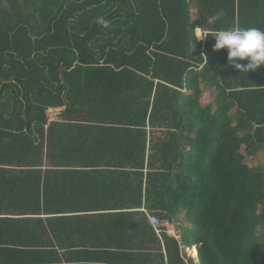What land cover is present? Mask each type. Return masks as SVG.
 <instances>
[{
    "label": "trees",
    "instance_id": "trees-1",
    "mask_svg": "<svg viewBox=\"0 0 264 264\" xmlns=\"http://www.w3.org/2000/svg\"><path fill=\"white\" fill-rule=\"evenodd\" d=\"M229 27L264 0H0V264H264V65L196 33Z\"/></svg>",
    "mask_w": 264,
    "mask_h": 264
},
{
    "label": "clouds",
    "instance_id": "clouds-1",
    "mask_svg": "<svg viewBox=\"0 0 264 264\" xmlns=\"http://www.w3.org/2000/svg\"><path fill=\"white\" fill-rule=\"evenodd\" d=\"M225 15L223 10L217 11L208 17V23L214 25ZM98 23L104 27L108 26V21L99 18ZM199 39H207L211 36L214 43V50L226 49L227 61L229 65L239 73L248 74L264 65V30L250 27H229L215 31L197 30ZM246 63H241L242 61Z\"/></svg>",
    "mask_w": 264,
    "mask_h": 264
},
{
    "label": "rangeland",
    "instance_id": "rangeland-1",
    "mask_svg": "<svg viewBox=\"0 0 264 264\" xmlns=\"http://www.w3.org/2000/svg\"><path fill=\"white\" fill-rule=\"evenodd\" d=\"M196 33H197V31H196ZM199 37V36H198ZM200 38V37H199ZM204 90H205V92H208V91H210L209 89H207V88H204ZM213 94H211L212 96H214V94H215V92H212ZM205 97H207V99H211V97L210 96H208V94H207V96L205 95ZM242 153H243V155H244V159H245V163L249 166V167H255V166H257L258 164H264V151H262V152H260L259 154H257V155H254V156H250V155H248L247 153H246V151H245V148L243 147L242 148ZM167 221H163V224H164V226L167 228V230H168V227H167ZM175 225H173V229H174V233H175V235H177V232H176V230H175ZM259 230H261V228L259 229ZM187 253L189 254V255H192L193 256V252H192V250H190V249H187Z\"/></svg>",
    "mask_w": 264,
    "mask_h": 264
},
{
    "label": "built area",
    "instance_id": "built-area-1",
    "mask_svg": "<svg viewBox=\"0 0 264 264\" xmlns=\"http://www.w3.org/2000/svg\"><path fill=\"white\" fill-rule=\"evenodd\" d=\"M62 110V107H49L46 111V114L49 118L50 122L56 121L58 119V116ZM167 227H168V233L170 235H175V231L173 229V224L167 221Z\"/></svg>",
    "mask_w": 264,
    "mask_h": 264
},
{
    "label": "crops",
    "instance_id": "crops-1",
    "mask_svg": "<svg viewBox=\"0 0 264 264\" xmlns=\"http://www.w3.org/2000/svg\"><path fill=\"white\" fill-rule=\"evenodd\" d=\"M172 224V223H171Z\"/></svg>",
    "mask_w": 264,
    "mask_h": 264
}]
</instances>
